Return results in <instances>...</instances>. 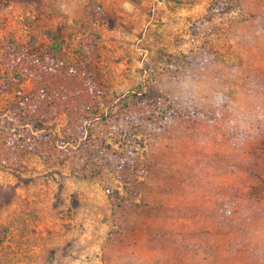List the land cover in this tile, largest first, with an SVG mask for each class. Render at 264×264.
<instances>
[{"label": "rangeland", "instance_id": "obj_1", "mask_svg": "<svg viewBox=\"0 0 264 264\" xmlns=\"http://www.w3.org/2000/svg\"><path fill=\"white\" fill-rule=\"evenodd\" d=\"M0 118V264H264V0H0Z\"/></svg>", "mask_w": 264, "mask_h": 264}, {"label": "trees", "instance_id": "obj_2", "mask_svg": "<svg viewBox=\"0 0 264 264\" xmlns=\"http://www.w3.org/2000/svg\"><path fill=\"white\" fill-rule=\"evenodd\" d=\"M139 89H143V86H141ZM135 98L136 99H138L136 102H133L132 103V105H135V107H140V108H142V106H150L149 107V110H150V112L151 113H156L157 114V117H155L154 118V121H157V120H160V122H162V123H160V126H163V122H165L166 123V120L168 121V119L169 118H171V117H175V115H168V116H166V117H163V116H165V112L162 110H160V109H158L157 107H155L153 104L152 105H148L147 103H146V101H148L149 100V98H148V92H146V91H142V92H139L138 94H136L135 95ZM127 100V99H126ZM126 100H125V102H126ZM163 115V116H162ZM170 116V117H169ZM162 120V121H161ZM1 122H2V119L0 118V124H1ZM40 123V122H39ZM39 123H38V121L35 119V121H33L32 122V124H31V126L34 128V130L35 131H37V132H41V127H40V125H39ZM27 126V125H26ZM46 135H48L47 136V138H44V140L45 141H49V136H50V134L49 133H47ZM60 144H63L64 146H66V145H68V144H70L71 146H77L78 147V145L76 144V142H70V141H68V140H65V142L63 141V140H59L58 141ZM76 144V145H75ZM116 144H118L120 147L121 146H126V144L124 143V141L123 140H120L118 143H116ZM56 148H59L58 146H56ZM79 148V147H78ZM256 156H257V159L259 160V162H261V164L262 165H264V141H261V142H259L258 143V145H257V154H256ZM131 163V161L130 162H128L127 164H130ZM128 166H130V167H132V168H134L135 167V169H137V166H138V164L137 165H128ZM257 180L260 182V184L261 185H263L264 186V177H262V176H258L257 177ZM255 188V193L254 194H256V195H259L260 193H261V191H262V189L261 188H263V187H260V188H257V187H254ZM111 198H113V200H115V201H119V202H123V197H120L119 195H118V193L117 192H115L114 193V195L111 197Z\"/></svg>", "mask_w": 264, "mask_h": 264}]
</instances>
